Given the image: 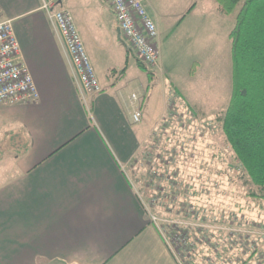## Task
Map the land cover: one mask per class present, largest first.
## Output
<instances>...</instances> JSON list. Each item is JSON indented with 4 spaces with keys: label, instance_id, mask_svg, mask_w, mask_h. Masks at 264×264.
<instances>
[{
    "label": "crops",
    "instance_id": "0c3cea01",
    "mask_svg": "<svg viewBox=\"0 0 264 264\" xmlns=\"http://www.w3.org/2000/svg\"><path fill=\"white\" fill-rule=\"evenodd\" d=\"M45 1L0 0V18L11 20L19 43L17 61L38 91L36 102L0 105V264H178L137 189L153 164L150 117L157 102L159 124L166 123L170 107L191 94L196 61L181 74L191 50L166 49L180 26L194 24L188 35L196 53L198 37L222 31L231 14L215 0H141L157 27L158 64H137L142 71L126 80V67L112 64L105 48L114 29L121 35L109 3L54 0V9L71 13L102 87L86 94ZM163 18L176 24L167 28Z\"/></svg>",
    "mask_w": 264,
    "mask_h": 264
},
{
    "label": "rangeland",
    "instance_id": "374dc122",
    "mask_svg": "<svg viewBox=\"0 0 264 264\" xmlns=\"http://www.w3.org/2000/svg\"><path fill=\"white\" fill-rule=\"evenodd\" d=\"M222 19V31L198 37L196 53L193 41L189 45L188 33L194 29L190 19L166 46L190 49L182 57L187 69L181 74L194 61L196 73L189 79L191 94L170 107L164 124H159L155 103L150 117L155 127L153 164L140 174L142 186L137 189L148 218L162 229L177 262L264 264V200L251 195L257 188L234 158L221 128L231 94V42L226 30L233 27L235 13ZM175 22L162 20L170 29ZM110 35L105 48L112 64L126 67L125 79L133 80L138 69L142 71L133 51L117 30ZM171 89L174 93V85ZM13 144L19 148V143Z\"/></svg>",
    "mask_w": 264,
    "mask_h": 264
},
{
    "label": "trees",
    "instance_id": "16d2710c",
    "mask_svg": "<svg viewBox=\"0 0 264 264\" xmlns=\"http://www.w3.org/2000/svg\"><path fill=\"white\" fill-rule=\"evenodd\" d=\"M215 1L220 13H235L229 32L231 94L221 128L234 158L257 188L251 195L264 200V0Z\"/></svg>",
    "mask_w": 264,
    "mask_h": 264
},
{
    "label": "built area",
    "instance_id": "2783aa9c",
    "mask_svg": "<svg viewBox=\"0 0 264 264\" xmlns=\"http://www.w3.org/2000/svg\"><path fill=\"white\" fill-rule=\"evenodd\" d=\"M106 1L115 15L121 36L135 57L147 69H154L158 64L159 57L158 31L142 1ZM54 4V0H47L44 2L43 8L61 34L82 91L86 94L100 92L102 87L71 13L65 9H54ZM18 53L19 43L14 34L11 20L0 18V105L38 100V91L32 75L24 63L17 61ZM131 97L137 99L135 94H132ZM141 118V107L137 106L132 113L133 122L138 123ZM152 222L156 223L155 220Z\"/></svg>",
    "mask_w": 264,
    "mask_h": 264
}]
</instances>
